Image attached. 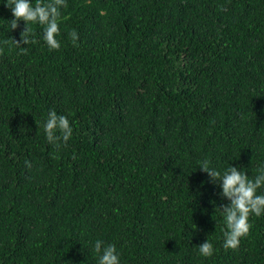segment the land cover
<instances>
[{"label":"trees","instance_id":"1","mask_svg":"<svg viewBox=\"0 0 264 264\" xmlns=\"http://www.w3.org/2000/svg\"><path fill=\"white\" fill-rule=\"evenodd\" d=\"M12 18L0 3V264H97V239L121 264H264V216L225 251L199 167L264 164V0H68L52 51Z\"/></svg>","mask_w":264,"mask_h":264},{"label":"clouds","instance_id":"2","mask_svg":"<svg viewBox=\"0 0 264 264\" xmlns=\"http://www.w3.org/2000/svg\"><path fill=\"white\" fill-rule=\"evenodd\" d=\"M0 3L12 13L11 29L18 28L21 20L24 22L25 26L20 33L21 39L14 40L17 46L37 43L32 28L35 25L40 26L39 39L49 51L61 47L57 37L60 35L62 10L67 8L68 0H2ZM68 36L73 44L79 38L75 30L69 32ZM42 128L46 140L57 148L66 146L73 136V127L68 117L58 114L55 109L48 111ZM25 163L31 166L30 162ZM199 167L207 173L209 182L219 186V196L228 200L227 204L217 207L221 211L224 224L222 247L225 251L236 250L241 239L249 234L250 217L264 216V164H261L256 169V174L251 177L239 165L229 164L228 167L218 170L212 167L208 160H204ZM92 250L97 264H121V254L115 244L97 239ZM214 252V245L208 239L198 245L197 253L201 257H212Z\"/></svg>","mask_w":264,"mask_h":264}]
</instances>
